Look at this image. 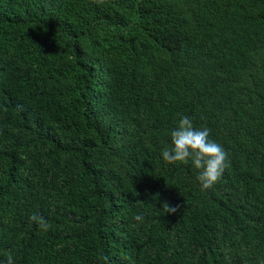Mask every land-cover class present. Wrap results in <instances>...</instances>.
I'll return each instance as SVG.
<instances>
[{"label":"trees","instance_id":"1","mask_svg":"<svg viewBox=\"0 0 264 264\" xmlns=\"http://www.w3.org/2000/svg\"><path fill=\"white\" fill-rule=\"evenodd\" d=\"M183 116L228 153L208 190L162 159ZM9 254L264 264V0H0V264Z\"/></svg>","mask_w":264,"mask_h":264},{"label":"clouds","instance_id":"2","mask_svg":"<svg viewBox=\"0 0 264 264\" xmlns=\"http://www.w3.org/2000/svg\"><path fill=\"white\" fill-rule=\"evenodd\" d=\"M93 3H103V0H93ZM209 134L210 129L207 127L197 129L190 117L183 116L179 120L178 127L170 133V144L161 152L162 159L167 164L190 162L197 170L196 179L201 191L212 188L228 167V153L219 143L211 140ZM178 208L179 206H172L166 202L161 205L164 214H175ZM134 220L143 223L144 216L138 214ZM29 222L36 224L44 232L51 227L47 220L35 213L29 217ZM102 259L108 264L106 256ZM4 264H14L11 254L4 260Z\"/></svg>","mask_w":264,"mask_h":264}]
</instances>
